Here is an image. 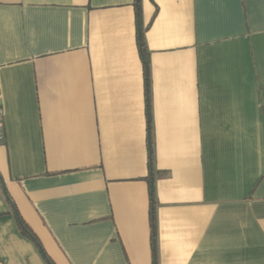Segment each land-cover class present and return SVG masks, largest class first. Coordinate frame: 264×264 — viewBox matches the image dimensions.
<instances>
[{
  "label": "crops",
  "instance_id": "crops-1",
  "mask_svg": "<svg viewBox=\"0 0 264 264\" xmlns=\"http://www.w3.org/2000/svg\"><path fill=\"white\" fill-rule=\"evenodd\" d=\"M0 106V264H264V0H0Z\"/></svg>",
  "mask_w": 264,
  "mask_h": 264
},
{
  "label": "trees",
  "instance_id": "trees-1",
  "mask_svg": "<svg viewBox=\"0 0 264 264\" xmlns=\"http://www.w3.org/2000/svg\"><path fill=\"white\" fill-rule=\"evenodd\" d=\"M138 2V0H137ZM137 8L139 7V5H136ZM139 43H140V49H141V54L143 56V61L145 64V68L148 69L149 67V59H148V53H147V49L145 46V40H144V36L143 34H141V36L139 37ZM151 154V161H150V165L152 166V159H153V151L151 150L150 152ZM152 203L153 206H155V199H154V193L152 194ZM20 225H21V230L23 231L24 234L30 236L31 238H33L37 243V237L35 236V234L33 233V231L31 230V228L23 221V219H20ZM152 227H153V233L155 234V228H156V216H155V212H153L152 214Z\"/></svg>",
  "mask_w": 264,
  "mask_h": 264
},
{
  "label": "built area",
  "instance_id": "built-area-1",
  "mask_svg": "<svg viewBox=\"0 0 264 264\" xmlns=\"http://www.w3.org/2000/svg\"><path fill=\"white\" fill-rule=\"evenodd\" d=\"M3 115H4V111L0 106V143L3 142L6 137L4 124H3Z\"/></svg>",
  "mask_w": 264,
  "mask_h": 264
}]
</instances>
